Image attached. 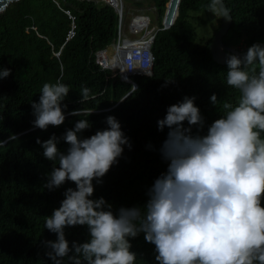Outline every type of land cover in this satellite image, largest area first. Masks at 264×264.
Instances as JSON below:
<instances>
[{
	"label": "trees",
	"instance_id": "obj_1",
	"mask_svg": "<svg viewBox=\"0 0 264 264\" xmlns=\"http://www.w3.org/2000/svg\"><path fill=\"white\" fill-rule=\"evenodd\" d=\"M166 1L153 0L158 19ZM224 1L233 16L224 43L245 51L254 42H264V0ZM208 11L221 15L212 0L180 1L175 23L156 34L152 75H135L134 91L130 83L95 61V52L117 37L118 15L110 5L94 0H17L0 13V66L12 69L0 79V140L16 137L0 146V264H51L45 241L56 237L44 228V219L59 206L65 188L75 186L69 181L52 191L44 188L55 162L43 157L36 138L61 136L75 120L86 117L66 115L59 126L34 127L31 101H38L42 85L57 79L70 85L63 101L68 105L66 113L79 107L95 110L88 117L92 126L84 130V136L105 128L108 115L120 121L132 147L124 148L102 183L93 181V197L103 196L114 209L142 204L147 187L166 169L154 149L168 131L167 127L159 131L156 124L167 106L184 95H195L206 131L225 111L223 104H235L239 98V90L226 83L227 64L212 58L209 44L214 34L209 39L198 36L197 24L210 19L203 17ZM72 28L74 35L68 39ZM82 86L91 91L81 104ZM212 93L218 97L216 106L209 99ZM59 147L67 145L61 140ZM65 232L70 242H83L88 235L84 225L66 227ZM131 242L138 254L136 264H158L154 245L145 241L143 233ZM64 261L67 264V257Z\"/></svg>",
	"mask_w": 264,
	"mask_h": 264
},
{
	"label": "clouds",
	"instance_id": "obj_2",
	"mask_svg": "<svg viewBox=\"0 0 264 264\" xmlns=\"http://www.w3.org/2000/svg\"><path fill=\"white\" fill-rule=\"evenodd\" d=\"M124 21L118 15L116 39L98 50L112 54L120 24L126 34L129 30ZM226 64V83L239 90L237 102H225V111L206 131L195 95L167 106L156 124L159 131H168L154 149L166 169L147 187L142 204L115 209L103 196L93 197V181L102 183L124 148L132 147L120 121L108 115L105 128L84 136L95 110L79 107L66 113L63 101L70 85L60 79L42 85L38 101H31L34 127L59 126L66 115L86 117L75 120L61 136L36 138L43 157L55 162L44 188L52 191L69 181L75 185L65 188L59 206L44 219V228L56 237L45 241L51 264H65V257L67 264H136L138 254L131 241L141 233L154 245L158 264H264V43H252L242 54L229 53ZM11 71L0 66V79ZM125 82L131 91L137 88L134 76ZM90 91L81 87V104ZM209 99L217 105L216 93ZM7 140H0V146ZM61 140L67 145L64 149L59 147ZM76 225L87 228L83 242L66 238V227Z\"/></svg>",
	"mask_w": 264,
	"mask_h": 264
},
{
	"label": "built area",
	"instance_id": "obj_3",
	"mask_svg": "<svg viewBox=\"0 0 264 264\" xmlns=\"http://www.w3.org/2000/svg\"><path fill=\"white\" fill-rule=\"evenodd\" d=\"M94 1L104 2L114 7L120 19L125 15V0ZM180 1L167 0L161 18H156L155 24L150 15L140 13L142 8L137 7L129 22V35L123 31V26L120 24L119 35L113 45L112 54L109 55L107 49L98 50L95 53L96 62L103 68L110 69L114 75H119L124 81H131L135 75H151L155 61L152 46L156 34L159 30L168 29L175 23L179 14ZM154 8L156 9L155 6ZM66 12L72 17L69 9ZM73 35L74 29L72 28L67 38Z\"/></svg>",
	"mask_w": 264,
	"mask_h": 264
},
{
	"label": "water",
	"instance_id": "obj_4",
	"mask_svg": "<svg viewBox=\"0 0 264 264\" xmlns=\"http://www.w3.org/2000/svg\"><path fill=\"white\" fill-rule=\"evenodd\" d=\"M13 1L17 0H0V13L5 11L7 6ZM216 3L221 13V21L219 28L214 33L213 39L209 44V47L214 61L220 64H226V58L229 53L242 54L244 51L224 43L223 38L226 36L231 27V24L233 22V16L224 0H216Z\"/></svg>",
	"mask_w": 264,
	"mask_h": 264
},
{
	"label": "rangeland",
	"instance_id": "obj_5",
	"mask_svg": "<svg viewBox=\"0 0 264 264\" xmlns=\"http://www.w3.org/2000/svg\"><path fill=\"white\" fill-rule=\"evenodd\" d=\"M125 21H124V28L127 31V27L129 26L130 22L129 20L132 19L134 15H132L133 12H136V9L138 5H136L137 2H142L141 3V8L149 12L148 14L151 16L153 20V24L156 23V18H157V11L153 6V0H138V1H133V0H125ZM205 13L203 17H209L210 19L206 21L205 24H197V32L199 38L204 37L205 39H209L215 32L216 29H218L220 25V17L218 13H210L208 12H203ZM200 18V17H199ZM128 34V32H127ZM129 35V34H128Z\"/></svg>",
	"mask_w": 264,
	"mask_h": 264
}]
</instances>
